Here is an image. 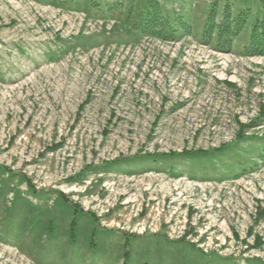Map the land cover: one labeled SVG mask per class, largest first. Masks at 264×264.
Segmentation results:
<instances>
[{
	"label": "rangeland",
	"instance_id": "obj_1",
	"mask_svg": "<svg viewBox=\"0 0 264 264\" xmlns=\"http://www.w3.org/2000/svg\"><path fill=\"white\" fill-rule=\"evenodd\" d=\"M76 1L0 0V264L264 262L261 143L194 157L240 124L264 137V55L244 50L264 0H218L217 22L249 10L228 52L201 42L216 0H157L190 22L180 41Z\"/></svg>",
	"mask_w": 264,
	"mask_h": 264
},
{
	"label": "trees",
	"instance_id": "obj_2",
	"mask_svg": "<svg viewBox=\"0 0 264 264\" xmlns=\"http://www.w3.org/2000/svg\"><path fill=\"white\" fill-rule=\"evenodd\" d=\"M124 1L125 0H119L113 3H108L104 10L102 8L101 0H90L88 2L87 10L90 12L94 11L97 16H100L99 14H102L100 16L102 18H105V16L109 15L113 18L122 19V21L126 25V27H124L125 38L130 36L132 38L150 37L161 41H180L183 37L190 34L191 24L189 21H187L185 16L174 9H169L166 6L163 7L157 0H146L141 1L140 3H136L134 2V0H131L133 1L132 4H129L130 2H127V4H125ZM75 2L77 1L60 0V4L65 7H69V5ZM217 5L218 0L215 1L214 6L209 11L208 16L204 22L201 42L213 46L218 51L228 52L231 50L234 40L240 36L243 27H245L246 25L249 16V10H242V12H240L238 14V17L236 18V23H233V17L230 14V5L227 4L221 14L220 22H217ZM259 15V18H254V23L252 24L253 28L251 29V34L248 38V44L244 47L245 52L249 55H264V1L260 3V7L258 6V16ZM233 24H236V28L234 30L232 29ZM113 33L115 34L116 32L114 31ZM91 38L92 37H90L89 40H91ZM261 112L262 113L260 114L264 115L263 109L261 110ZM249 126L254 125L240 124L238 136L232 143L223 145L217 149H213L212 151L200 150L195 153L194 157L198 159H205L211 155L220 157L221 153L234 147L235 144L244 142L248 139H252L259 140V142L261 143L257 148L256 155L264 166V137L247 136L245 131ZM234 153L237 154V151H234ZM191 154L192 153H189L188 151H184L183 153H165L163 154V156H165V158H171L172 161L177 164L178 162H180V160H182L183 157H189L191 156ZM238 158V167L228 165V170H246L248 165L246 164V157L238 155ZM222 161L224 162L225 160L223 159ZM256 164L257 163H254L251 167L257 168L254 167V165ZM224 177V173H221V170L219 169L217 173L218 180H222ZM29 189H31V193L33 194V196L41 197V194L39 192L34 191L31 187H29ZM73 210L75 211L77 209L73 208ZM263 213L264 210L262 211V214ZM77 218L78 216L75 214L73 224L76 223ZM71 234L73 236V230ZM261 244L262 237L256 236L254 238V243L252 246L257 247ZM201 254H203L202 251ZM250 261H252V264H264L263 260L259 258H252ZM124 264H127L126 261Z\"/></svg>",
	"mask_w": 264,
	"mask_h": 264
}]
</instances>
